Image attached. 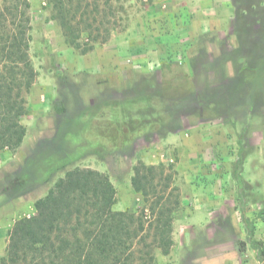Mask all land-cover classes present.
Here are the masks:
<instances>
[{
	"label": "rangeland",
	"instance_id": "obj_1",
	"mask_svg": "<svg viewBox=\"0 0 264 264\" xmlns=\"http://www.w3.org/2000/svg\"><path fill=\"white\" fill-rule=\"evenodd\" d=\"M125 1L128 20L106 44L81 54L65 42L51 7L30 0V55L38 76L26 95L29 114L22 118L23 167L3 160L0 193L30 190L23 210L32 204L34 209L33 200L48 191L47 180L63 176L57 168L70 161L109 174L118 191L115 210L136 212L143 203L130 184L132 166L172 164L182 191L195 162L188 154L195 135L204 147L223 142L235 164L244 156L241 177L264 196V0H226L227 10L205 13L213 29L192 41L190 28H174L167 19L147 32L146 18L163 10H155L153 0ZM242 61L257 67L245 71H253L254 88L239 86L235 74ZM143 81L148 87L139 94ZM241 193L247 197L249 191ZM257 210L261 222L264 204ZM247 228L255 237V224ZM256 239L264 244V236ZM159 256L164 264L167 259Z\"/></svg>",
	"mask_w": 264,
	"mask_h": 264
},
{
	"label": "trees",
	"instance_id": "obj_2",
	"mask_svg": "<svg viewBox=\"0 0 264 264\" xmlns=\"http://www.w3.org/2000/svg\"><path fill=\"white\" fill-rule=\"evenodd\" d=\"M44 2L65 42L81 54L106 44L128 20L125 0ZM30 9V0H0V152L16 153L27 136L22 123L29 114L26 95L38 76L30 55ZM256 68L242 61L235 74L239 86H257L253 71L245 73ZM145 86L143 81L139 94ZM57 111L65 109L58 106ZM243 163L240 156L233 165L237 183L243 179L237 170ZM57 170L64 175L47 180L48 191L34 202V214L19 218L9 230L0 264H158V253H171L175 213L181 207L172 164L137 161L132 166L130 184L143 203L136 212L115 210L118 191L109 174L70 161ZM257 245L264 264V245Z\"/></svg>",
	"mask_w": 264,
	"mask_h": 264
},
{
	"label": "crops",
	"instance_id": "obj_3",
	"mask_svg": "<svg viewBox=\"0 0 264 264\" xmlns=\"http://www.w3.org/2000/svg\"><path fill=\"white\" fill-rule=\"evenodd\" d=\"M153 4L155 10L159 12L163 10L164 13L163 15L158 13L149 21L146 18L147 32L148 28H151L150 26H159L161 20L167 19L174 28H190L191 41L195 35L213 29V21L205 16L206 12L213 8L227 10L226 0H163V2L153 0ZM201 13L203 16L200 20ZM161 36L160 42L165 43V37ZM218 134L224 139L225 133L222 134L220 131ZM192 140L190 141L192 147L188 154L193 157L195 162L189 166L191 171L188 180L180 191L181 207L175 213L173 225L174 246L168 256L162 255L167 259L164 264L261 263L258 259L260 247L257 245V242L261 241L256 238L264 236V232L261 231L264 220L259 222L257 206L260 203L264 204V196L255 191L254 184L250 181L244 178L241 183L235 181L233 178L235 157L228 148L223 146V142L216 148L212 144L211 146L209 144V147L201 146L200 139H197L195 135ZM213 140L210 138L211 142H214ZM24 144L25 142L22 146ZM22 146L14 154L8 151L0 152V158L3 157L0 159V167L3 168V164H5L3 160L6 162L11 160L15 164L18 161L22 165L19 168H22L25 159V156L20 153ZM244 164L245 162L237 170L239 171L240 167L245 166ZM21 172H17L19 176H21ZM196 174L201 178L197 181L190 179ZM239 176H241V172ZM244 188L249 191L247 197L241 193ZM28 191L21 192L20 190L15 194H11L10 191L4 194L0 193V257L5 253L8 232L14 222L21 217H29L34 214L33 204L32 207L23 210L25 202L31 198L29 195L31 192ZM5 195L6 197L10 195V197L4 200ZM136 196L141 204V197L137 194ZM37 199L35 198L33 203ZM249 223L256 226V238L252 232L248 231ZM252 226L251 231L253 230ZM240 248L242 252L239 251ZM162 262V258L159 256L158 264Z\"/></svg>",
	"mask_w": 264,
	"mask_h": 264
}]
</instances>
